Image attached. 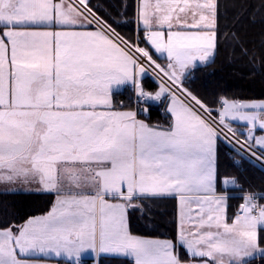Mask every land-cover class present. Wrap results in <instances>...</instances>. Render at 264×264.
Returning a JSON list of instances; mask_svg holds the SVG:
<instances>
[{"label": "snow or ice", "instance_id": "6c2138e0", "mask_svg": "<svg viewBox=\"0 0 264 264\" xmlns=\"http://www.w3.org/2000/svg\"><path fill=\"white\" fill-rule=\"evenodd\" d=\"M137 20L143 35L129 40L89 0H0V183L55 197L46 214L0 225V264H82L86 253L127 264L264 261V195L245 193L229 218L217 189L237 186L220 179V141L264 169V101L221 97L212 108L185 84L217 50V0H140ZM149 72L155 91L142 86ZM121 86L137 110L114 104ZM148 101H168L166 126L147 121ZM166 198L177 201L175 241L132 234L129 210L143 216Z\"/></svg>", "mask_w": 264, "mask_h": 264}, {"label": "trees", "instance_id": "16d2710c", "mask_svg": "<svg viewBox=\"0 0 264 264\" xmlns=\"http://www.w3.org/2000/svg\"><path fill=\"white\" fill-rule=\"evenodd\" d=\"M218 37L214 60L192 70L186 86L209 107L215 108L221 97L238 101H264V0H217ZM98 15L106 16L125 39L135 40L134 0H89ZM126 6V7H125ZM123 16V17H122ZM123 18H125L124 21ZM117 20V21H116ZM142 36L143 31H139ZM162 62V60L160 61ZM145 90L158 86L151 78L143 80ZM134 94L130 87L113 93V102L122 110H133ZM150 124L166 126L165 105H149ZM238 162V165L235 164ZM218 170L221 181L227 177L237 181L227 193V216L234 217L242 203L240 194H264V171L237 153L225 141L218 142ZM238 195V196H236ZM55 197L46 193L0 192V225L22 223L30 216H41L51 209ZM260 202L264 204V199ZM150 212L142 216L129 210L132 234L151 239L175 241L177 232L176 200L171 198L148 202ZM183 257L184 253L181 250ZM86 264H91L87 260ZM97 264H127L126 259L100 257ZM253 264H264L256 259Z\"/></svg>", "mask_w": 264, "mask_h": 264}, {"label": "crops", "instance_id": "0c3cea01", "mask_svg": "<svg viewBox=\"0 0 264 264\" xmlns=\"http://www.w3.org/2000/svg\"><path fill=\"white\" fill-rule=\"evenodd\" d=\"M147 2L154 5L157 2V0H147ZM160 2L163 3V0H160ZM190 2H195V0H190ZM201 2H202V0H201ZM65 3H68V2L65 1ZM139 4H140V0H134V24H135V32L136 33L138 31H140V30L143 31V26L142 25H138V20H137V12H138ZM124 20H125V18H123V20H121V21H124ZM215 54H216V52H215ZM214 58H215V55H214L212 61L214 60ZM163 62H164V59H162V63ZM198 67H202V66L197 65L196 68H198ZM145 78H147V73H145L141 77L142 82H143V80ZM127 87H129V86H121L120 88H115V89H113V93L121 92ZM157 87L155 88V90L157 89ZM155 90H152V91H155ZM256 102H262V101H256ZM149 103L150 104H155V105L162 104L160 102H151V101H149ZM163 104L165 105V114L168 117V114H167V111H166L168 101H164ZM229 123H231L233 125V127L236 129L237 133H245L246 134V128H245V126L243 124L239 123L238 121H230ZM235 164L237 165L238 162H235ZM220 188L229 189V188H236V186H233V185L230 184L227 188H225V186L221 183ZM3 189H7V190H3ZM217 189H218V187H217ZM0 192H5V193H9V192L44 193V192H42V191H40L38 189L37 185H27V184H21V183H15V184H3V183H0ZM220 194H224V193H220ZM243 195L244 194H240L239 196L243 197ZM227 196L230 197V196H234V195L227 194ZM236 196H238V195H236ZM171 199H174V198H171ZM176 207H177V201H176ZM176 215H177V219L176 220H177V223H178V207H177ZM149 239H151V238H149ZM100 257L118 258V257H112V256H100ZM98 259L95 258L91 253L82 254V257H81V261L90 260L91 264H97ZM121 259H126V258H121Z\"/></svg>", "mask_w": 264, "mask_h": 264}, {"label": "built area", "instance_id": "2783aa9c", "mask_svg": "<svg viewBox=\"0 0 264 264\" xmlns=\"http://www.w3.org/2000/svg\"><path fill=\"white\" fill-rule=\"evenodd\" d=\"M66 2H71V3H78V0H65ZM153 80H155V78H154V75L151 73V72H149V73H147ZM133 104H134V110H137V104H136V98L134 97V100H133ZM148 107V109H149V103L148 102H146V103H143V104H141L140 105V108L142 109L143 107ZM139 118H144V113L141 111L140 112V115L138 116ZM149 111H148V114H147V120L149 119ZM231 147H233L232 145H230ZM239 147V145H236L234 148L235 149H237ZM244 157H246L249 161H251L252 163H254L256 166H258L259 168H261L260 167V162H258V161H255V159L253 158V157H250V155L249 154H247V153H245L244 155H243ZM262 169V168H261ZM263 171H264V169H262ZM256 195H258L259 196V194H256ZM259 203H260V201H259ZM261 204V203H260Z\"/></svg>", "mask_w": 264, "mask_h": 264}, {"label": "rangeland", "instance_id": "374dc122", "mask_svg": "<svg viewBox=\"0 0 264 264\" xmlns=\"http://www.w3.org/2000/svg\"><path fill=\"white\" fill-rule=\"evenodd\" d=\"M152 79V78H151ZM227 143V142H226ZM228 144V143H227ZM229 145V144H228ZM234 150H236L234 147H232ZM3 190H7V189H3Z\"/></svg>", "mask_w": 264, "mask_h": 264}]
</instances>
